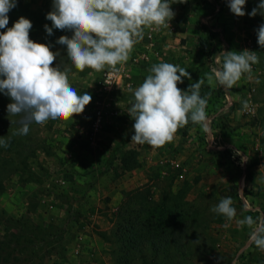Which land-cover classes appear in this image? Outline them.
Listing matches in <instances>:
<instances>
[{"label":"rangeland","instance_id":"obj_1","mask_svg":"<svg viewBox=\"0 0 264 264\" xmlns=\"http://www.w3.org/2000/svg\"><path fill=\"white\" fill-rule=\"evenodd\" d=\"M50 3L53 0L18 1L12 16L16 21L20 17L31 21L30 39L59 53L52 66L70 68L71 85L79 94H90L92 100L73 119L33 122L27 135H14L21 117L9 115L7 105L13 101L0 92V138L7 142V147L0 145V218H10L14 224L9 228L0 220V234L6 235L0 237L6 250L3 262L100 264L101 259V264H114V257L123 250L115 236L121 229L119 211L132 210L145 217L153 214L152 221L166 215L167 225L180 233L179 246H169L168 254L149 252L146 264H264V251L251 240V233L264 226V47L258 44L257 32L238 47L259 57L251 76L245 75L237 84L243 92L236 102L240 118L207 119V130L190 122L171 143L154 148L131 142L135 121L128 113L134 90L144 81L134 77L145 67L141 59L133 58H138L145 45L140 42V50L133 47L128 61L117 65L115 84L106 93L100 79L112 70H77L66 47L57 43L60 36L71 38L72 33L53 28L48 35L45 31V25L52 27L46 19L53 9ZM207 8L199 18L208 13ZM210 61L205 56L201 66H209ZM222 63L219 60L215 66L212 62L215 68ZM200 95L208 99L207 89ZM249 95L254 112L243 114ZM102 101L103 115L97 121ZM124 101L127 106H120ZM227 134L229 138L224 139L222 135ZM122 159L126 164L122 165ZM173 159L185 169L183 178L178 176L180 170L171 167ZM17 185L23 194L13 202L16 211L6 214L5 197ZM229 196L236 209L231 221L210 210ZM45 198L52 201L48 210L42 203ZM245 217H252L256 224L251 228L239 225ZM155 224L149 231H158L160 226ZM79 233L95 234L107 242L108 260L95 258L94 253L76 254L73 247ZM134 261L141 264L139 258Z\"/></svg>","mask_w":264,"mask_h":264},{"label":"clouds","instance_id":"obj_2","mask_svg":"<svg viewBox=\"0 0 264 264\" xmlns=\"http://www.w3.org/2000/svg\"><path fill=\"white\" fill-rule=\"evenodd\" d=\"M177 2L186 0H53V9L46 16L52 27L44 28L48 35H52L53 28L72 33L71 38L60 36L57 43L66 47L67 57L77 70H116L117 65L128 61L134 45L143 39L145 28L169 27L175 16L170 5ZM246 2L228 0V6L233 14L243 17ZM16 6L17 0H0V29L7 28L8 13ZM258 11L264 15V0L249 15L254 17ZM31 28V21L20 17L12 27L0 32V92L13 101L7 105L9 115L21 117V127L14 135H27L33 122L73 119L92 100L90 94H79L71 85L70 68L52 66L59 53L48 44L31 40ZM257 35L258 44L264 47V24ZM258 63L254 51H226L222 67L213 68L205 76L210 85L232 89L242 77H250L252 65ZM149 73L134 90V102L128 109L135 121L131 142L163 147L190 122L207 130L208 100L200 95L203 79L183 91L178 84L183 83V78L191 79L185 68L160 62L152 65ZM242 107L247 111L249 102L244 101ZM0 145L7 147V142L0 138ZM210 210L228 221L236 216L230 196L221 198ZM238 223L251 228L256 221L245 217ZM251 240L264 251V226L251 233Z\"/></svg>","mask_w":264,"mask_h":264},{"label":"crops","instance_id":"obj_3","mask_svg":"<svg viewBox=\"0 0 264 264\" xmlns=\"http://www.w3.org/2000/svg\"><path fill=\"white\" fill-rule=\"evenodd\" d=\"M45 1L48 2V0ZM215 3L221 6V10L214 15L210 24L215 29L221 31L229 45L231 43V51L241 52L242 49L238 48L239 45L243 44L245 39L250 41L251 36H254L260 25L264 24V15L260 11L254 17L249 15L253 8L258 7L260 0H247L244 7L246 14L243 17H238L230 11L228 0H186L183 3H172L170 6L175 13L174 18L170 21L172 29L169 27L157 29L153 51H150L151 58L149 61L141 60L143 62L141 65L145 68L136 71L134 77L137 76L144 80L150 74L149 69L151 66L160 62L179 65L189 72L191 79L183 78V83L178 84V87L183 91H187L191 84L198 82L199 79H203L204 83L200 91L205 88L209 94L207 99L208 119L224 120L227 118V120H230L233 117L240 118L238 114L240 109L237 107L236 102L243 93L242 90L237 85L232 89H226L219 84L210 85L205 76V74H210L212 69L215 68L212 62L217 66V62L219 63V60H223V44L217 41L213 35L201 31L198 19L199 14H202L203 10H206V7L214 5ZM146 30L145 28L143 39L134 45L135 50H140V42L142 45L148 44L145 36ZM227 51H230V46ZM205 56L211 60V64L207 67L201 66L200 63ZM128 74L131 75L132 72ZM102 103L104 104L105 101H102ZM123 104H126L125 101L120 102V106H127ZM229 136L230 134L222 135L224 139L229 138ZM20 185H17L16 191L8 193L5 197L4 204L6 208H4V211L6 214H13L16 211L13 210V202L23 194L22 191L24 190ZM50 202L52 201L48 198L42 200L47 210L50 209ZM74 244L73 251L76 254L94 253L95 258H102L104 261L108 260L107 256L109 252L107 242L98 238L95 234L93 236H87L79 233L78 241L74 242ZM98 263L101 264V259H99Z\"/></svg>","mask_w":264,"mask_h":264},{"label":"trees","instance_id":"obj_4","mask_svg":"<svg viewBox=\"0 0 264 264\" xmlns=\"http://www.w3.org/2000/svg\"><path fill=\"white\" fill-rule=\"evenodd\" d=\"M12 14L13 11L11 10L8 16L9 21H12V23L7 27H12L14 22H16L14 15L12 16ZM6 29L7 28L0 29V32H4ZM121 161L123 162V165L126 164L125 159H122ZM163 210L164 209L162 208L161 212ZM144 211H147V209L144 208ZM147 212H149V210ZM119 216H121V229L115 233V236L118 242L121 243V248L123 250H120V252H122L120 256L117 255L114 257V264H136L134 261L136 258L141 259V264H146L149 252L154 253L156 256L165 250L168 254L169 251L167 248L169 246H179L178 240L180 233L174 227H171V225H167V220L165 219L166 215L159 216L156 221H152L155 220L153 214L145 217L144 214H133L132 210L123 213L120 210ZM0 220L4 222L7 227L14 228V224L12 221L10 222V218L2 217ZM162 222L164 223L163 225ZM154 223L157 224V227L160 226L157 232H154V230L149 231L150 227L154 226ZM102 235L105 240H108L105 232H103ZM0 237H4L5 239L6 235L3 236L0 234ZM5 252L6 250L3 248V244L0 243V264H7L3 262L2 257ZM164 258L168 260L167 255H165Z\"/></svg>","mask_w":264,"mask_h":264},{"label":"built area","instance_id":"obj_5","mask_svg":"<svg viewBox=\"0 0 264 264\" xmlns=\"http://www.w3.org/2000/svg\"><path fill=\"white\" fill-rule=\"evenodd\" d=\"M221 9V6L218 3H215L214 5L208 6L207 8V12L206 14L200 16L199 18V23H200V30L203 31L204 33L207 34H211L214 37H216L217 41L221 42L223 44L222 46V54L223 52H226L229 48V43L228 41L225 39V37L222 35L221 31L215 29L211 24L210 21L212 18H214V15L217 14ZM169 28L172 29V24L171 22H169ZM157 28L152 27V28H148L145 36L147 39L148 44L145 45V49L143 50V52H141L137 57H134V61H137L138 59L144 60V61H148L151 58V52L153 51V46H154V41L156 39L155 34H156ZM155 53V52H154ZM117 72H115V70L112 71H107L106 73H104V75L101 77L100 79V84H102V88L104 90V92H110L111 89L113 88L114 84H115V80L117 77ZM127 86H130V83H127ZM251 91H254V89H252ZM251 95V92H250ZM250 95H249V109L247 111L242 110L243 114H251L254 112V104L252 102V99H250ZM98 104L100 105L98 107L97 110V121L100 120V118L103 115L102 109H103V103L98 102ZM163 162V160H162ZM246 162V159L243 158L241 163L244 164ZM169 163L171 165V167L175 170H180L179 172V177L183 178L184 176V171L185 169L182 167L181 163L177 160H169Z\"/></svg>","mask_w":264,"mask_h":264}]
</instances>
